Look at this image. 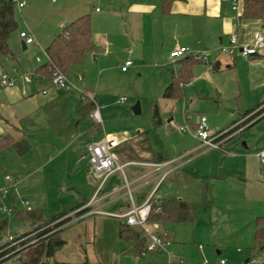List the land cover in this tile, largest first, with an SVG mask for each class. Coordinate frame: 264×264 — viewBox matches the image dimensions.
Wrapping results in <instances>:
<instances>
[{
    "label": "crops",
    "instance_id": "obj_1",
    "mask_svg": "<svg viewBox=\"0 0 264 264\" xmlns=\"http://www.w3.org/2000/svg\"><path fill=\"white\" fill-rule=\"evenodd\" d=\"M106 1L108 3L106 13L100 6L95 5L94 0L88 2L90 7L78 4V17L86 13L91 14L92 41L97 46V50L89 53L101 56L98 65L101 72L108 73L107 75L111 72L112 67L104 66V61L111 55L118 56L121 52H126L124 53L128 56L126 60H132V58L136 60V63L132 60L133 64L126 71L122 70V65L126 60H120L115 65V68L120 67L121 72L126 74L130 72L131 68L136 70L143 68L148 64L149 59L154 60L182 46L189 47L191 54L175 62L176 68L173 73L179 67V60L193 57V53L202 52L213 58V68L215 65L219 66L217 72L232 69L234 62L225 66L224 61L219 59L220 54L227 53L233 57L237 53L244 56L239 50H234L231 53L223 52L221 47L228 45L234 35L238 36L240 44H249L252 43L257 31L264 32V18L243 17L244 0H174L169 5V11L163 9V0ZM93 11L98 17L103 16V21L110 24L109 30H104L105 28L98 29V32L95 30L97 21L94 19ZM73 20L70 18L63 28ZM22 30H28L34 35L30 27L21 29L20 32ZM54 36L47 41L42 54L34 50L39 46L34 35L36 42L26 45V48L23 47L22 41L24 40L21 38V46L25 54L23 57L14 51L15 46L11 42L10 46L14 56L0 55V66L6 72L21 76L15 86L2 88L0 85V135L11 134L15 138L13 139L19 142L22 139L20 137H25L30 144L29 151L26 154H20L16 150L18 155L23 158L32 153H47L51 150L60 152V154L66 153L64 168H69L71 158L78 154V179L73 183L74 185L64 187V181L57 175L60 181L58 180L59 189L56 192L60 193L61 198L54 209L49 206V211L53 212L49 217H46L43 212L45 207L26 210L16 204H12L10 208L14 212L11 216L27 220L29 218L19 217L17 213L22 210L33 213L36 218L29 219L33 223L30 224L32 229L27 231L32 232L41 228L39 223L43 220L66 212L62 217H66L67 221L71 222L63 231V237L67 242L55 253L54 257L57 255L62 257L61 250L72 244L69 251L76 257L75 262L69 264L84 262L123 264L121 260L127 256L136 259L139 264L147 258L148 264L157 261L186 264L184 256L189 246H194L197 250L205 244H211L218 249L225 248L224 244L229 239L218 236L222 212L215 205L211 206L213 200L208 198L209 180L204 173L199 172L197 167L191 168L190 166L195 159H199L215 148L203 145L197 138L201 142L199 145L182 152L177 151V154L172 155V151L168 147L154 145L150 133L140 130L138 127H124L116 137L111 131L112 127H109L112 122L111 118L108 114L103 115V110L106 111L110 107V103L107 98L104 101L101 100V97L104 94L108 95V91L102 89L101 80L96 85L87 82L88 69L87 64H84V58L88 53L78 64L76 73L68 75L76 83L77 90L56 91L51 87L50 78L35 73V70L47 60L46 49ZM262 56H264V50L251 57L255 59ZM37 57H40L41 61H38ZM200 64L203 63L196 66ZM196 66L192 80L195 77ZM28 72L33 74L30 81L22 76ZM192 80L184 85L183 91L187 85L191 84ZM81 91L91 94L92 99L88 101L94 103L100 120H96L94 117L85 122L80 120L78 109L82 103ZM123 96H120L118 102L124 103L127 100H121ZM160 116L161 126L163 124L161 112ZM173 119V117L170 118L169 122H173ZM95 124L97 125L94 126ZM83 137L88 140L116 137L119 140L115 151L123 168L112 173L101 188L99 181L93 174H90L88 167L85 169L80 166L83 160H88L82 158L87 152L80 148ZM226 148L227 151L220 150L226 154H232L231 150L234 146L230 145ZM198 150H201L200 153L191 156ZM67 152L69 153L67 154ZM257 159L262 168L264 163L260 162L258 156ZM28 164L31 165L30 160L24 165L29 166ZM117 173L118 175L115 176ZM119 173H121L123 181ZM74 174L75 172L72 171L73 176ZM13 177L17 182L20 181L18 177ZM211 177L225 181L221 175ZM251 180L248 177L240 179L247 185L252 184ZM4 183H6L5 178L0 177V185ZM164 184L166 187L162 190ZM204 193L208 202L199 209L196 215H192L190 221L158 222L148 218L150 230L165 234L166 238L170 240L171 243L166 250H147L140 256L132 245L120 239L118 229L121 220H125V214L134 205H142L150 196L153 199H174L194 205ZM7 201L6 197L5 203ZM20 204L24 206L29 202L20 200ZM93 210H100V212H92ZM205 213L211 214L209 221L203 218ZM250 213L253 214L252 211ZM3 214L6 213L0 212V218L9 217L7 214L6 216ZM258 216L264 215L254 214L251 216L254 222L253 228L247 224L243 226V232L247 233L248 241L245 246H248L250 256L264 255V245H256L254 237ZM182 225H189L193 228L188 237L183 238L179 235ZM8 230L6 233H10ZM241 230L240 228L239 231L241 232ZM146 237L149 242L148 235ZM238 239L240 241L235 242L236 250L238 253H242L245 248L242 241L245 238L242 236ZM220 254L221 252L218 251V256ZM221 260H219V264H222ZM226 263L227 261L224 264Z\"/></svg>",
    "mask_w": 264,
    "mask_h": 264
},
{
    "label": "rangeland",
    "instance_id": "obj_2",
    "mask_svg": "<svg viewBox=\"0 0 264 264\" xmlns=\"http://www.w3.org/2000/svg\"><path fill=\"white\" fill-rule=\"evenodd\" d=\"M89 1L93 0H29V4L22 12L16 10L19 28L12 33L9 43L14 44V51L23 57L25 54L21 46L20 30L30 27L39 42V46L34 50L42 54L47 41L62 32L63 25L70 18L78 17V4L90 7ZM94 2L96 6L103 9L104 13L107 12L108 3L106 0H94ZM92 13L97 21L95 29L97 32L102 28L110 29V24L103 21V16L98 17L94 11ZM124 53L126 52L105 58L104 66L112 67L109 75L100 70L98 63L101 56L97 55V57L95 53H88L84 58V64H87L88 69L87 82L96 85L101 80L102 89L108 91V95L104 94L101 97V100L106 101L107 98L110 103V107L106 111L103 110V115L108 114L111 118L112 122L109 127H112L111 131L116 137L124 127H138V129L150 133L154 145L166 146L172 151V155H175L177 151L182 152L201 143L192 133L195 132V124L199 119L206 117L211 133L226 130L222 144L224 151H227L226 147L234 146L231 150L232 154H226L220 149H213L199 159H195L190 165L191 168L197 167L199 172L204 173L208 178V198L213 200L211 206L215 205L222 212L218 236L229 240L224 244L225 248L223 249H218L211 244H205L199 250L194 246H189L184 256L186 264H219L221 259L227 261L226 264H249L246 261L253 258L256 260L255 264H264L262 263L264 255H249V248L245 246V243H248L247 233L243 232V226L246 224L251 225V228L254 227L252 215H264V165L261 168L256 155L264 149V118L250 127L248 126L252 122L242 125L246 118L240 119L246 110L264 101V56L254 59L242 57L237 53L233 57L230 54L222 53L219 59L224 61L225 66L232 62L234 65L232 69H225L221 72L213 69V58L209 57L207 63L196 66L195 77L191 84L185 87L183 97L168 100L164 99V92L170 84L172 73L176 68V64L170 57V52L154 60L149 59L145 67L138 70L131 68L130 72L126 74L121 72L120 67L115 68L120 60L125 61L128 57ZM132 60L136 63L134 58ZM77 69L78 64L71 68L70 75L76 73ZM121 95L127 99L124 103L118 102ZM137 102H140L142 110L140 114H135L132 110V106ZM155 104L158 105L163 118V124L159 127L155 125L152 115ZM172 117L174 118L173 122H169ZM235 121L239 127L230 132ZM186 126L190 131L182 130V127ZM7 136L14 138L11 134ZM20 138H22L20 142H27L25 137ZM94 141L96 140H88L83 137L80 148L85 152ZM200 151L198 150L191 156H195ZM65 157L66 153L60 154L55 150L40 154L32 153L24 158L18 155L14 146L0 150V177L4 179L6 174H11L20 180L10 189L9 197L7 196V207L11 208L12 204L26 210L45 207L43 212L46 217H49L53 213L49 211V206L54 209L61 198L60 193L56 192L59 189L58 177L64 181V187L72 185L78 179V154L71 158L69 168H64ZM29 160L31 165H24ZM80 166L85 169L88 167L92 175L89 160H83ZM72 171L75 172L74 176ZM119 174L123 181L121 173ZM57 175L59 176L57 177ZM117 175L118 173L115 176ZM213 175H221L225 181L214 179L211 177ZM246 177L252 179V184L247 185L240 181ZM165 187L166 184L163 185L162 190ZM20 200L28 201L29 204L21 206ZM3 215L6 216V214ZM8 218L10 222L8 231L13 235L20 232L26 233L32 229L30 224L33 221L29 219L12 216ZM203 218L209 221L211 214L205 213ZM59 221H63L64 224L54 229L62 231L63 235L64 228L71 223L70 220L67 221L66 217L59 218L49 224L42 221L39 225L45 224L43 226L50 227ZM182 226L179 229V235L183 238L188 237L193 228L189 225ZM242 236L245 238L242 241L245 248L242 253H238L235 242L240 241L238 238H242ZM206 240L208 241V239ZM72 246L70 244L65 247L61 250L62 257L57 255L49 259L48 263L69 264L75 262L76 256L69 251ZM218 251L221 252L219 256ZM121 262L123 264H139L136 259L129 256L123 258ZM148 262L147 258L142 260L141 264H148ZM12 263L20 264L18 258H13ZM156 263L162 262L157 261L152 264Z\"/></svg>",
    "mask_w": 264,
    "mask_h": 264
},
{
    "label": "trees",
    "instance_id": "obj_3",
    "mask_svg": "<svg viewBox=\"0 0 264 264\" xmlns=\"http://www.w3.org/2000/svg\"><path fill=\"white\" fill-rule=\"evenodd\" d=\"M173 1L174 0H163V9L169 11V5ZM16 10V6L12 0H0V55L14 56L9 39L12 33L19 28ZM243 17L264 18V0H244ZM95 50H97V46L92 41V17L91 14L86 13L71 21L64 27L62 32L54 36L46 49L47 56L50 60H46L42 63L35 70V73L50 78L53 68L58 67L67 75H70L71 68L81 63L86 53ZM178 63L179 67L177 71L173 73L171 82L165 89L164 98L176 99L182 97L184 95V85L189 83L194 76V67L199 63H204V61L198 60L195 57H190L188 59H181ZM213 69L219 71V66L215 65ZM94 111L95 105L92 101L82 102L78 109L80 120L83 122L91 120V114ZM152 115L155 125L160 126L162 119L157 104H155L153 108ZM243 118L246 119L242 122V125L252 122L248 127L264 118V102L246 110L240 117V119ZM237 121L234 122V126L231 128L230 132L238 129L239 125H236ZM96 125L97 124L94 126ZM8 146H14L20 154H25L30 149V144L28 142L22 143L15 141L10 136L0 135V149H4ZM207 202L208 199L205 193L194 205H189L184 201L174 199H153L149 219L158 222L171 220L190 221L192 215H196L199 209ZM65 213L66 212H62L47 220H43V222L49 224L62 217ZM17 216L29 219L36 218L33 213L25 210L19 211ZM62 223L63 221H59L54 226L46 228L42 234L51 232ZM43 225L45 224H42L40 227H43ZM8 226L9 218H0V236L6 233ZM118 234L121 240L132 245L137 250L138 255L141 256L148 250L149 242L142 228L130 225L127 223L126 219L121 220ZM254 237L256 245H264V216H258L256 218ZM66 242V239L62 235V231H52L37 242L21 249L18 253V261L20 264H49V259L54 257L55 253L61 249ZM86 263L87 262H84L83 264Z\"/></svg>",
    "mask_w": 264,
    "mask_h": 264
},
{
    "label": "built area",
    "instance_id": "obj_4",
    "mask_svg": "<svg viewBox=\"0 0 264 264\" xmlns=\"http://www.w3.org/2000/svg\"><path fill=\"white\" fill-rule=\"evenodd\" d=\"M15 4L17 10H22L29 4V0H12ZM99 10V8H97ZM20 37L25 41L26 45H31L36 42L34 35L28 30H22L20 32ZM223 52L231 53L234 50H239L244 57H251L261 53L264 50V32L257 31L254 34L252 43L249 44H240L238 36L234 35L230 39L228 45L221 47ZM191 54V50L187 46H182L174 49L170 53L172 61L175 63L178 59L183 58ZM193 57L204 62L209 61V54L202 53H193ZM38 61H41L40 57H37ZM47 60L50 58L47 56ZM133 61L128 59L122 65V70L126 71ZM23 78L26 80H32L33 74L28 72L24 73ZM21 76L17 74H11L6 72L0 66V85L2 88L12 87L18 84ZM51 87L56 91H65L70 92L77 90L78 87L71 78L63 72L58 67H54L50 77ZM45 92V91H44ZM80 99L82 102L92 99L91 94L81 91ZM121 100H126V97L123 96ZM96 120H100V115L98 110H95L92 114ZM184 131H190L186 127H182ZM226 130L219 131L217 133H211L209 131L208 120L206 117H201L199 121L195 124V132L192 133L196 138H198L203 145L209 146L210 148L223 149L222 144L224 141ZM119 145V140L116 137H103L99 140L92 142L86 154L82 158L89 160L91 165V172L93 176L99 181V187L101 188L109 176L118 169L123 168V164L119 163L118 154L115 151V148ZM257 156L260 162L264 163V149L260 150L257 153ZM6 183L0 185V212L6 213L8 216L13 215V210L8 208L5 199L10 193V189L13 185L17 183L15 178L11 174L5 175ZM95 199V198H94ZM152 196H150L142 205L133 206L126 214L125 219L127 223L132 226L140 227L146 235L149 237L148 250L160 251L166 250L170 245V240L166 238L165 234L156 233L150 230L148 226V218L152 209ZM91 203V202H90ZM92 212H100V210H93ZM48 228V226H43L38 228L35 231L29 233H19L13 235L11 233H5L3 236H0V264H12L13 258L19 257V251L24 247L33 244L40 240L41 238L47 236L51 232L43 233L42 232ZM255 258L248 260L249 264H255ZM221 263L224 264L225 260H221ZM156 264H176L173 261L166 263H156Z\"/></svg>",
    "mask_w": 264,
    "mask_h": 264
},
{
    "label": "water",
    "instance_id": "obj_5",
    "mask_svg": "<svg viewBox=\"0 0 264 264\" xmlns=\"http://www.w3.org/2000/svg\"><path fill=\"white\" fill-rule=\"evenodd\" d=\"M22 45L24 48H26V43L25 41H22ZM132 110L135 114H140L141 113V106H140V102H137L134 106H132ZM264 247V246H263Z\"/></svg>",
    "mask_w": 264,
    "mask_h": 264
}]
</instances>
